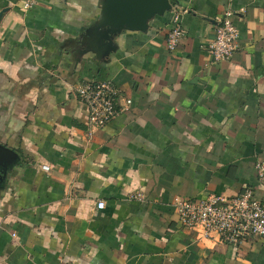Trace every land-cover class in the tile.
<instances>
[{
	"label": "crops",
	"instance_id": "0c3cea01",
	"mask_svg": "<svg viewBox=\"0 0 264 264\" xmlns=\"http://www.w3.org/2000/svg\"><path fill=\"white\" fill-rule=\"evenodd\" d=\"M101 1L0 0V145L17 156L0 167V264H264V238L199 241L173 205L244 189L264 201V0H169L109 42L94 33ZM227 9L237 49L214 63ZM89 79L131 99L90 138L73 92Z\"/></svg>",
	"mask_w": 264,
	"mask_h": 264
},
{
	"label": "built area",
	"instance_id": "2783aa9c",
	"mask_svg": "<svg viewBox=\"0 0 264 264\" xmlns=\"http://www.w3.org/2000/svg\"><path fill=\"white\" fill-rule=\"evenodd\" d=\"M36 3L37 0H24L23 8L29 10ZM234 16L229 9L223 12L213 39L206 47L214 63L230 59L237 49L238 30ZM183 37L184 30L176 14L165 37L166 49L175 50ZM73 92L87 111L88 138L131 107V99L109 81L84 80L74 86ZM255 174L258 186L264 188V163L255 165ZM128 198L142 201L143 195L132 193ZM173 205L180 227L192 231L199 241L239 248L252 238H264V201L259 200L252 189H244L233 197L212 194L203 200L178 198ZM103 208L104 203L98 202L97 209Z\"/></svg>",
	"mask_w": 264,
	"mask_h": 264
},
{
	"label": "water",
	"instance_id": "95a60500",
	"mask_svg": "<svg viewBox=\"0 0 264 264\" xmlns=\"http://www.w3.org/2000/svg\"><path fill=\"white\" fill-rule=\"evenodd\" d=\"M170 10L169 0H102L94 33L98 41L109 42L124 31L144 32L149 21ZM16 158L13 151L0 145V167Z\"/></svg>",
	"mask_w": 264,
	"mask_h": 264
}]
</instances>
